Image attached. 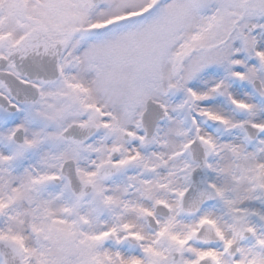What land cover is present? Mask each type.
Wrapping results in <instances>:
<instances>
[{"label":"snow or ice","instance_id":"obj_1","mask_svg":"<svg viewBox=\"0 0 264 264\" xmlns=\"http://www.w3.org/2000/svg\"><path fill=\"white\" fill-rule=\"evenodd\" d=\"M0 264H264V0H0Z\"/></svg>","mask_w":264,"mask_h":264}]
</instances>
